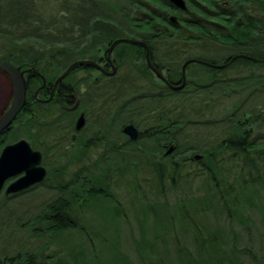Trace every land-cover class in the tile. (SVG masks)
<instances>
[{"label": "rangeland", "instance_id": "1", "mask_svg": "<svg viewBox=\"0 0 264 264\" xmlns=\"http://www.w3.org/2000/svg\"><path fill=\"white\" fill-rule=\"evenodd\" d=\"M33 2L32 8L21 10L22 16H30L31 27L38 26L39 19L48 21L55 15L59 18L64 14L60 11L63 0ZM31 33H34V30ZM33 47L34 51L41 50L39 45ZM25 48L26 46L22 45L18 50ZM172 50L175 48L168 47L164 52L168 54ZM226 50L228 49L216 46L209 53L220 56ZM9 51H14L12 45L0 41V53L6 55ZM131 66L129 63L123 65L119 74L102 89L101 100L93 101L90 97L87 99L93 113L99 118L97 121L91 120L94 125L92 135L99 128H103L98 124H109L104 127L110 131L106 141L117 143V147L125 144L126 137L121 129L126 114L123 111L120 113V109L136 97H152L154 101L150 102L149 98L144 103L153 111L132 119L141 132L152 128L161 119L175 120L184 114L188 120L193 121L192 124L176 129L180 146L169 155L171 157L173 153L176 156L181 154L183 159H188V162L183 163L187 165L183 174L185 177L178 180L175 188L165 182V186L159 185L153 164L164 162V158L168 156L165 155L164 149H160L159 141H156L157 138L161 141L165 139L162 136L137 141L139 143L126 152V158L132 165L125 169L126 161L112 152L111 144H85L92 136H88L86 131L79 139H74L71 116H66V120L54 110V114L47 113L51 117L39 119L40 124L36 130H30L27 126H14L13 134L18 140L27 133L34 139V142L26 140L42 152L44 166L51 172V184H66V188L74 185L73 191L79 192L82 185L74 184V179L80 181V177L91 175L93 182L98 184L104 177L103 180L108 182L106 188L111 195L108 199L98 202L90 199L87 204L85 200L75 203L76 207L73 208L78 229L36 236L32 233L33 225L29 221L57 198V191L50 189L45 183L16 198L5 199L2 194L1 260L24 253L33 254L36 257L34 260L40 264H185L189 260L192 261L191 257L198 259L196 233L193 225L180 221L177 213L181 205L177 204V200L185 199L187 208H191V200L198 203V199L204 198L208 193L205 176L200 175L204 170L200 171L194 164L198 161L195 159L196 155L203 157L207 150L216 151L228 136L238 132L237 125L240 121L264 112V91L261 86H248L252 80H246L241 85V78L248 75V70L230 66L224 70L220 81L205 89L202 94L198 93V88L192 86L191 90L188 89L190 94L179 98H164L163 95L154 93L157 88L155 85L159 84L154 73L152 75L144 71L139 72ZM190 69L187 73L190 71L193 75L198 67ZM83 76L84 72L73 74L68 82L76 83ZM13 90L9 76L0 70V116L10 106ZM248 123V128H256L254 121L250 120ZM256 131L257 134L252 140L257 145L264 144V128H257ZM176 144L172 143L175 146ZM192 147L195 150H190ZM232 162L226 154V168ZM115 163L117 166H123L117 169L114 167ZM112 170L117 172L111 174ZM228 174L232 178V174ZM127 178L131 179V183L127 182ZM232 214V220L223 213L200 212L194 215L203 230L200 231V240L207 241L210 233L218 232L217 239L222 240L221 246L230 260L236 264H264V188L261 185L248 186L241 193ZM233 245L237 246V256L231 251ZM183 248L188 250L189 254L180 257L179 251ZM241 249L246 251L242 252ZM215 252V256H218ZM223 263L230 264L226 259L222 263L214 259L213 262H208Z\"/></svg>", "mask_w": 264, "mask_h": 264}, {"label": "trees", "instance_id": "2", "mask_svg": "<svg viewBox=\"0 0 264 264\" xmlns=\"http://www.w3.org/2000/svg\"><path fill=\"white\" fill-rule=\"evenodd\" d=\"M185 1L186 11L176 8L167 0H63L60 9L64 13L62 17L58 18L55 15L48 21L39 19L38 26H32V28L30 16L22 17L21 10L32 8L33 0H0V41L14 48V51H9L2 57L22 69L33 67L45 76L47 85L51 86L72 62L92 59L98 49L110 46L116 39H139L147 44L155 66L160 72H166L172 84L181 82L182 66L190 59L204 60L219 66L228 64L236 56H246L236 59L224 69L191 64L187 70H191L190 68L194 66H197L198 70L193 75L188 71L187 87L180 91H174L158 80L159 84L155 85L157 88L154 89V93L163 95L164 98L165 96L179 98L190 94L192 86L198 88L200 90L198 93L202 94L205 89L217 84L225 73L224 70L230 66L248 70V75L241 78V85L246 80H252L248 86L251 84L255 87L261 86V90L264 91V0ZM173 17L175 22L171 20ZM32 30L34 33H31ZM22 45L26 48L18 50ZM34 45L41 46V50L34 51ZM216 46L228 50L220 56H214L209 51ZM168 47H174L175 50L166 54L164 51ZM120 50H126V54L128 50L138 52L141 55L140 67L138 59L126 58L125 61L123 60L124 63L127 62L153 75L146 64V51L143 47L121 44L117 48V51ZM72 74L65 80V86L70 84L68 80ZM38 85L41 86L42 81L35 76H29L26 106L14 122L13 129L9 130L8 135L5 134L0 138V154L6 145L19 139L13 134L14 126H27L30 130H36L40 124L39 119L48 117L44 113H52L55 109L53 105L45 107L35 102L31 111L33 116H31L29 104L35 101ZM243 88L245 90L246 87ZM43 94L46 92H41L39 99L44 97ZM149 98L142 95L124 104L120 109V113L123 111L126 114L123 126L133 124V118L153 111L144 103L148 99L150 102L154 101L152 97ZM250 120L254 121L256 128H248L247 124L249 125ZM192 122L186 118L185 114L175 120L161 119L152 128L142 131L139 140L162 136L165 138L163 142L158 138L156 140L160 143L158 144L160 149H164L166 154L172 143H177L175 148L177 151L180 141L176 137V129L183 128ZM237 126L238 132L228 136L222 144H219L216 151L207 150L205 156L194 162L200 171L204 170L200 172V175L205 176L206 186L209 189L204 198L198 199V203L191 200L192 209L187 208L185 199L177 200V204L181 205L177 213L180 221L186 225H193L197 236L198 259L191 257L193 262L189 260L185 264H208L213 262V259L219 263L225 262L226 259L227 263L236 264L224 253L221 246L222 240L217 239L218 232L210 233L211 236L207 241L200 240V231L203 232V230L194 215L200 212L223 213L232 220V212L239 202L241 193L248 186L261 185L264 188V144L257 145L252 140L257 134V128H264V112L253 117H246ZM22 139H30L34 142L29 133L24 134ZM31 145L36 149L34 144L31 143ZM134 145L136 144H122L117 147L111 144L112 152L122 156L126 161L125 169L132 165L126 158V152L131 151ZM190 150L195 148L192 147ZM226 154L233 160L231 164H228V168L225 164ZM164 159H166L164 162L153 164V171L161 187L165 186L163 185L165 182L175 188L178 180L185 177L183 174L187 165L183 163L188 162V159H183L181 154L176 156L174 153L171 157L168 155ZM120 166L123 165L117 166V163L114 165L117 169ZM115 171L117 172L112 170L111 174ZM228 173L232 174V178ZM103 178L98 181V184L93 182L91 175L80 177V181L74 179V184L82 185V190L75 192L74 185L66 188V184L59 186L51 184V172L48 170V175L42 184L22 193H30L45 183L58 193L56 199L49 202L39 215L29 221L33 225L32 233L36 236H48L78 229L75 220L76 212L73 208L75 203L85 200L87 204L90 199L98 202L101 199H108L111 195L106 188L108 182ZM127 182L131 183V179L127 178ZM22 194L5 196V199L16 198ZM231 248L232 253L237 256V246L233 245ZM214 251L218 256H215ZM179 253L182 257L183 254H189V251L183 248ZM35 258L30 253L18 254L14 258L0 259V264H40L34 260Z\"/></svg>", "mask_w": 264, "mask_h": 264}, {"label": "water", "instance_id": "3", "mask_svg": "<svg viewBox=\"0 0 264 264\" xmlns=\"http://www.w3.org/2000/svg\"><path fill=\"white\" fill-rule=\"evenodd\" d=\"M176 8L186 11L187 5L185 0H167ZM175 22V18L171 19ZM119 44H132L140 45L146 48L147 51V65L156 74V76L165 82L174 91L183 90L187 85V67L191 64H200L207 67L224 69L231 65L236 59L244 58L246 56L239 55L230 60L228 64L214 65L199 59H190L185 62L182 67V81L177 85L171 84L162 73L153 64L150 57V50L146 43L132 40V39H118L110 46L107 54H110L116 46ZM249 59V58H248ZM89 67L96 66L91 60H82L71 64L67 70L55 81L52 95L48 101L53 98V94L57 87L77 68V67ZM0 70L7 74L13 85V97L10 106L0 116V137L2 134L11 129L13 123L17 117L21 114L27 102V76L39 77L43 85L37 91V94L45 88L46 78L39 71L30 67L28 69H22L17 67L11 62L6 61L0 56ZM47 101V102H48ZM63 109H73L67 107L60 99L57 100ZM85 124L84 117H80L77 122L76 129L80 131ZM123 133L129 137L131 141H137L140 138V130L134 124H128L123 128ZM176 146L172 145L165 155H170ZM200 155H196L195 159L199 160ZM48 171L43 166V154L39 150H35L32 145L25 139H21L15 143L6 145L0 154V196L4 193L5 196L17 195L23 193L39 184H42Z\"/></svg>", "mask_w": 264, "mask_h": 264}, {"label": "flooded vegetation", "instance_id": "4", "mask_svg": "<svg viewBox=\"0 0 264 264\" xmlns=\"http://www.w3.org/2000/svg\"><path fill=\"white\" fill-rule=\"evenodd\" d=\"M22 17H24V16H22ZM24 18H26V17H24ZM24 18H23V20H24ZM119 39H123V38H119ZM116 40H118V39H116ZM133 40H135V39H133ZM136 40L142 41L139 39H136ZM115 41H113V42H115ZM113 42L111 43V45L113 44ZM120 45L121 44H119L118 46H120ZM125 45L140 46V45H132V44H125ZM110 46H107L106 48L103 47V48L98 49V51H96L93 54L92 59H88V60L93 61L96 64V66L77 67L74 70V71H76L74 74L79 73V72L80 73L84 72V76L81 77L79 79V81H77L76 83H70V84L65 86L64 85L65 80L74 72L73 71L57 87V89L55 90V92L53 94V98L50 101H48V100L50 99V97L52 95V91L54 89V83L55 82H53V84L51 86L47 85V83H46L45 88L42 89L38 94H37V91L42 87V85L36 86V88L37 87L38 88L35 92V101H31L29 104V110H30L29 113H31V116H33V112H31V111L33 110V107L35 106V102H38L39 104H42L45 107H49V106L53 105L55 107V109H54L55 113L59 112L60 114H62V116H61L62 118L66 119V116L67 117L71 116L73 118L71 131L73 130L72 131V137L74 139H79L80 138L79 136H81L85 131L87 132L88 136L92 135V133L94 131V125L91 122V120L94 119L95 121H97L99 118L96 117V115L93 113V110L90 108V104L87 102V99L90 97L93 101L101 100L102 89H104L108 85L109 81L114 79V77L117 76V74H119L123 65L127 64V62L124 63L126 58L138 59V62L140 63L139 67L141 66V55L138 52H136L135 50H128L127 51L128 54H126V50L123 51L124 49L117 51L118 46H116L110 54H107V51L110 48ZM141 47H143V46H141ZM144 49L146 51V48H144ZM150 57H151V54H150ZM146 59H147V51H146L145 60ZM151 60H152V58H151ZM152 62H153V60H152ZM73 63L74 62H72L71 64H73ZM146 64H147V60H146ZM153 64H154V62H153ZM131 67L139 70V72L141 71L140 68L133 67V66H131ZM162 73H163V76L166 78V80H168L166 72L164 71ZM29 76L30 75H28L27 77L29 78ZM35 77L40 79L37 76H35ZM158 80L160 81L161 84L166 85L165 82L162 81L161 79H158ZM43 91H45L46 94H43L44 97H41V99H39L40 94ZM58 99H60L67 107L73 108V109H70V110L69 109H63L62 106L58 103V101H57ZM60 109L63 112L60 111ZM54 110L52 112L53 114H54ZM5 111L6 110H4L2 112V114ZM47 113L45 112L44 115L51 117ZM82 116L84 117L85 124H84V127L80 131H78L76 129L77 122L80 119V117H82ZM124 120H125V117H124ZM106 125L108 126L109 124H106ZM98 126H101L103 128H99L98 131L94 132V134L87 139L85 144H111V141H106L107 138L109 139L110 131H107V129L104 128L105 127L104 125L98 124ZM125 126L126 125H124L121 129L122 133H123V128ZM7 133H9V130L7 132H5L4 134H2L1 137ZM140 133H141V131H140ZM125 137H126V139H125L126 143L125 144H138L139 143L137 141H131L129 139V137L126 135H125ZM42 143H43V141H42ZM114 144H117V143H114Z\"/></svg>", "mask_w": 264, "mask_h": 264}]
</instances>
